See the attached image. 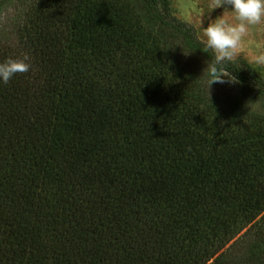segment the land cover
I'll return each mask as SVG.
<instances>
[{"label": "trees", "instance_id": "1", "mask_svg": "<svg viewBox=\"0 0 264 264\" xmlns=\"http://www.w3.org/2000/svg\"><path fill=\"white\" fill-rule=\"evenodd\" d=\"M12 22L0 61L30 71L0 84V264H264V117L242 102L263 77L226 62L208 91L214 54L168 0Z\"/></svg>", "mask_w": 264, "mask_h": 264}, {"label": "clouds", "instance_id": "2", "mask_svg": "<svg viewBox=\"0 0 264 264\" xmlns=\"http://www.w3.org/2000/svg\"><path fill=\"white\" fill-rule=\"evenodd\" d=\"M209 8H222L223 11L202 29L205 50L214 54L200 76L207 77L208 91L214 83L225 82L224 78L236 82L225 74L223 65L232 62L245 44L253 49L249 62L264 66V38H253L254 30L264 33V0H210ZM27 60L24 56L0 61V84H7L17 73L30 71Z\"/></svg>", "mask_w": 264, "mask_h": 264}, {"label": "rangeland", "instance_id": "3", "mask_svg": "<svg viewBox=\"0 0 264 264\" xmlns=\"http://www.w3.org/2000/svg\"><path fill=\"white\" fill-rule=\"evenodd\" d=\"M29 1L24 5V8L17 6L18 0H0V26L4 25V37L9 43L16 41V36H12L11 31L13 30L12 19L15 18L20 11H27L29 6L35 4V6L40 5L43 0H27ZM170 4V10L174 17L182 22H185L193 26L196 30L197 38L204 43V37L202 35L203 27H207L210 20L215 19L222 14L223 9L217 8L211 10L209 8L210 0H168ZM1 29V27H0ZM8 36V37H7ZM253 38H264V33H256L253 31ZM250 45L245 44L237 56L234 58L232 63L243 70L252 71L264 78V66H257L249 62V56L252 52ZM250 100V101H249ZM243 98L244 106V118H250L253 115H259L264 117V105L255 98ZM237 247V246H236ZM239 247V246H238ZM241 249V248H240ZM234 249L233 252L240 250Z\"/></svg>", "mask_w": 264, "mask_h": 264}]
</instances>
